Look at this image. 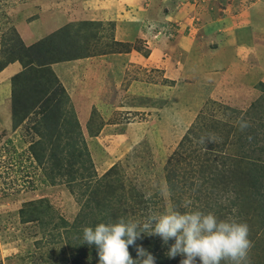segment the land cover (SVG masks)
<instances>
[{"label": "rangeland", "instance_id": "1", "mask_svg": "<svg viewBox=\"0 0 264 264\" xmlns=\"http://www.w3.org/2000/svg\"><path fill=\"white\" fill-rule=\"evenodd\" d=\"M104 2L112 5L110 14L97 11L104 9ZM204 7L210 12L220 9L221 15L232 19L230 31L238 27L243 14L264 19V0H181L180 21L198 24L196 16ZM126 8L123 0H0V64L17 58L35 69L13 81L10 93L0 97V264H98L95 246L83 240L86 226L114 221L115 215L118 219H142L169 208L183 210L186 199L222 219L246 222L252 242L248 264H264V168L253 163L256 158L264 164V83L252 86L234 81L210 88L190 79L192 85L182 81L174 89L162 88L169 82L159 70L129 67L133 73L128 72L121 89H113L109 110L92 108L91 112H97L89 130L80 125L93 161V177L76 163L80 161V144L76 148L70 136L67 114L72 103L61 100L48 62L75 51L115 52L114 25ZM44 12L67 15V23L58 28L64 33L59 31L43 46L23 48L39 40L26 45L17 21L26 25ZM154 27L148 25L149 34ZM135 39L133 45L141 53L152 50L143 46V40ZM257 45L263 56L262 38L258 37ZM130 79L137 81L128 90ZM154 81L160 83L158 88L150 86ZM184 91L189 99L199 100L195 110L175 107L163 115L162 105L170 96L181 98L178 105H183ZM13 101L19 115L31 111L20 123L19 118L13 120ZM56 103L67 116L54 109ZM45 110L49 111L47 118ZM188 113L185 122L179 120L178 115ZM241 118L250 122L243 132L239 129ZM186 133L188 149L176 153ZM212 136L216 142L199 143L201 137ZM223 153L225 159L217 160ZM209 173L219 179L217 187L205 182ZM71 179L74 182H69ZM170 184L175 186L173 190ZM213 201H219L220 206ZM154 238L159 240L158 236H143L137 244L151 251ZM163 247L164 264H179L182 257L167 258L168 246ZM129 251L135 258L134 248Z\"/></svg>", "mask_w": 264, "mask_h": 264}, {"label": "crops", "instance_id": "2", "mask_svg": "<svg viewBox=\"0 0 264 264\" xmlns=\"http://www.w3.org/2000/svg\"><path fill=\"white\" fill-rule=\"evenodd\" d=\"M123 1L128 7L127 12L114 25V32L112 29V42L118 46L115 47L117 48L115 52H92L87 56L54 62L50 66L70 98L81 126L87 124L92 108L103 109L105 112L106 109L109 110L113 89L116 91L124 86L128 72L133 73L129 67L133 68V66L141 65L148 68L147 71L159 70L162 77L169 82L168 85H162V88L174 89L178 82L182 81H186L187 85H192L190 79L199 85L210 86V88H220L223 83H234V81L237 84L242 82L252 86L258 82L264 83V55H259L262 49L258 50L257 47L258 37L264 41V19L262 22V19H258L257 16L252 19L249 15L247 18L243 14L244 18L238 27L230 31L232 24L229 23L232 19L221 15L220 9H214L211 12L205 7L199 9V15L196 18L200 22L194 25L187 20H185L186 23L180 21L181 0ZM103 6L104 9L101 6L99 8L102 9H97V11L105 15L110 14L112 9L108 8L112 5ZM88 10V13H94L92 9ZM262 12L263 16L264 10ZM100 18L89 17V20L98 21ZM17 22V29L22 39L26 45H29L61 28L67 23V15L59 13L51 16L48 12H44L29 24L23 25L20 21ZM224 22L229 23L224 25ZM152 24L155 26L154 32L149 34L148 25L152 26ZM36 33L39 34L36 35ZM136 37L143 40V46L147 45L152 50L149 52L147 49L141 53L133 45ZM209 55H215V57L210 58ZM21 70L22 65L17 60L7 63L0 69V97L4 92L10 93L11 77ZM171 80L175 82L172 83ZM135 81L137 79L131 80L128 90ZM159 85L160 83L155 81L150 84L153 88H158ZM184 92L187 93V91ZM180 95L182 97L183 92ZM188 97L187 93L183 102V105L184 103L187 105L180 106L178 103L181 98L175 95L170 96L162 105L163 115L168 111L171 112L175 107L195 110V105L199 100ZM176 99L179 102L174 103ZM176 112L175 117H177ZM189 116V113L181 114L178 118L185 122Z\"/></svg>", "mask_w": 264, "mask_h": 264}, {"label": "clouds", "instance_id": "3", "mask_svg": "<svg viewBox=\"0 0 264 264\" xmlns=\"http://www.w3.org/2000/svg\"><path fill=\"white\" fill-rule=\"evenodd\" d=\"M249 127L250 122L241 118L239 129L243 132ZM206 141L213 143L217 138L201 137L199 143L205 146ZM182 209L169 208L142 219L100 222L83 229V240L95 246L98 264H156V257L137 244L143 236H158L168 246L167 258L182 257L179 264H248L252 242L246 222L200 210L191 199L184 201Z\"/></svg>", "mask_w": 264, "mask_h": 264}, {"label": "trees", "instance_id": "4", "mask_svg": "<svg viewBox=\"0 0 264 264\" xmlns=\"http://www.w3.org/2000/svg\"><path fill=\"white\" fill-rule=\"evenodd\" d=\"M86 22H89V21H86ZM60 31V32H59ZM64 30H58V31H56V32H54V33H52V34H50L49 36H47V37H45L44 39H41V40H39L38 42H36V43H34L33 45H30V46H24L23 45V48H25V49H28V50H31V49H34L37 45H39V44H41L42 46L43 45H45L47 42H49L50 41V38L51 37H55V34H57L58 32V34H63L64 32H63ZM20 39V38H19ZM53 39V38H52ZM137 49H139L138 47H136ZM82 54H85V55H82ZM88 54L87 53H84V52H77V51H75V53H73V54H71V55H69V54H67V55H63V56H60V57H58V58H56V59H53V60H51V61H49L48 62V64L50 65V64H52V63H54V62H58V61H62V60H68V59H74V58H77V57H81V56H87ZM15 60H17V61H19L20 62V64L22 65V70L20 71V72H18V73H16V74H14L12 77H11V81H12V83L11 84H13V81H16L17 79H20V78H23L24 76L26 77L27 75H29L28 73L30 72V71H32V70H35L34 68H32L31 66H29V65H23V63L21 62V60L20 59H17V58H15V59H13V60H10V61H8V62H6L5 64H3V65H1L0 64V69H2L7 63H9V62H11V61H15ZM48 68V71H49V73L52 75V80L53 81H55L56 83H57V85H58V89L60 90V97H61V100L63 101V102H68V103H70V106H71V102H70V98L68 97V95H67V93H66V91L64 90V88H63V86L60 84V82L58 81V79H57V77H56V75L54 74V72H52V70H51V68L48 66L47 67ZM261 84H263V82H260ZM15 98V97H14ZM48 100V99H47ZM43 102V101H42ZM37 103L38 102H35V103H33V105L31 106V109L32 110H35V108H36V106H37ZM54 108V107H53ZM54 109H56L57 111H59L60 112V115H63V116H67V114H68V117H69V119H71L70 121H69V125L71 124L72 125V129H71V131H70V136H72V138H73V141H74V145H75V147L77 148V145H78V143L80 144V146L78 145V147H79V149H77L78 150V152H79V155H78V160H80L79 162H76V163H78L79 164V166H80V168L81 169H83V171L87 174V176H89V177H93V169H94V166H93V161H92V158H91V156H90V153H89V151H88V149H87V145H86V143H85V141H84V139H83V135H82V131H81V128H80V124H79V122H78V119H77V116H76V113H75V111H74V108H73V106L70 108V114H69V112L67 111V114H66V111L64 110V109H62V107H60V106H58L57 105V103H56V107L54 108ZM23 110H25V109H23ZM12 112H13V120H15L16 118H19L18 119V122L20 123V122H22L24 119H25V117L28 115V114H30L31 113V111H25V113H24V111L22 112V115H19V112H18V107H17V103L15 102V101H13V107H12ZM97 111L95 110V109H93L92 110V112H91V114H90V117H89V119H88V121H87V124H86V126H87V128H88V130H89V127H90V122L93 120V118H94V115H95V113H96ZM44 114H45V118H47L48 116H49V111H46L45 110V112H44ZM24 117V118H23ZM63 125H65V123L63 124ZM189 130L190 129H188L187 130V133L189 132ZM187 133L182 137V139L180 140V142L178 143V148H177V150L175 151L176 153H177V151H178V149L180 150V151H182V152H186L187 151V149H188V147H187V144H186V141L188 140V135H187ZM189 141V140H188ZM29 146H31V145H29ZM216 149V148H215ZM215 151H218V150H215ZM220 151V150H219ZM218 159H225V153H223V154H220V156L217 158V160ZM216 160V161H217ZM255 160L256 161H253V163H256V164H259V167L261 168H264V164L261 162V163H259V160L260 159H256L255 158ZM224 161L225 160H223L221 163V165H223V163H224ZM114 168V165L112 166V167H110L101 177L103 178H105L106 176H108V173H110V171H112V169ZM92 171V172H91ZM212 172H215V170L214 169H212L211 170ZM69 174L71 173V171L69 172V171H67ZM69 182H74L73 181V179H71V180H69ZM169 183L171 182V181H168ZM205 182H207V183H210V184H212L211 185V187H217V185H218V183H219V179L218 178H216L215 177V174H214V176L213 175H211V173H209L208 175H207V177L205 178ZM173 187H175V186H173V185H171L170 184V189H172L173 190ZM201 190V189H200ZM210 193H212V191L210 192ZM214 202V204L213 205H216V206H220L219 205V201H213ZM84 209V208H83ZM20 211L21 212H23V210L22 209H20ZM84 211V210H83ZM85 212H83V214H84ZM83 217H84V215L82 216V219H83ZM115 217V220H117L118 219V217H117V215H115L114 216ZM123 216H121V218H122ZM87 227V226H86ZM93 227H95V226H93ZM151 246H152V250L151 251H149L150 253H152L155 257H156V264H164L165 263V261H166V258L163 256V253H162V250H163V245H162V242H161V239L159 238V240L156 238H154L153 239V241H151V244H150ZM168 263V262H167Z\"/></svg>", "mask_w": 264, "mask_h": 264}]
</instances>
